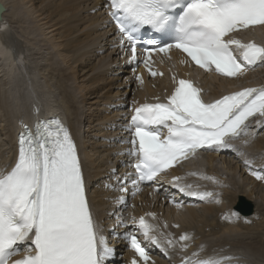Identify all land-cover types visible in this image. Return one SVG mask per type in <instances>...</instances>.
<instances>
[{"label":"bare ground","instance_id":"1","mask_svg":"<svg viewBox=\"0 0 264 264\" xmlns=\"http://www.w3.org/2000/svg\"><path fill=\"white\" fill-rule=\"evenodd\" d=\"M0 3L5 8L0 20V171L10 170L14 163L16 118L28 100L38 98L48 112L64 116L80 145L89 206L113 250L105 264H132L133 259L142 264L138 256L122 248L121 238L128 231L135 232L146 246L148 264L224 257L231 258L224 264H264V180L251 174L264 175V120H250V135L232 141V148L202 149L152 186L136 191L131 180L124 179L135 173L127 165L131 147L127 141L132 137L126 131L135 107L167 101L176 87L173 78L190 81L194 71L209 99L240 84L264 86V67L229 78L214 70H194L181 62L185 61L182 56L171 54L168 61L161 60L159 68L152 66L163 74L153 77L142 60L139 69H132L125 59L127 42L121 43L107 18V0ZM247 38L264 42V29L256 28ZM245 160L251 164L246 165ZM174 177L180 180L174 183ZM124 183L128 191L121 193L118 187ZM192 192H212L220 203L213 197L190 195ZM120 196L128 198L126 203L117 202ZM239 196L253 203L255 214L253 210L244 217L234 211ZM140 217L156 227L154 235L159 237L162 232L176 242L167 255L140 236L138 224H132ZM109 228L114 229L111 237ZM184 234L191 239L179 241ZM182 243L187 244L186 250H181Z\"/></svg>","mask_w":264,"mask_h":264},{"label":"snow or ice","instance_id":"2","mask_svg":"<svg viewBox=\"0 0 264 264\" xmlns=\"http://www.w3.org/2000/svg\"><path fill=\"white\" fill-rule=\"evenodd\" d=\"M106 7L121 43L126 40L130 45V61L137 60L141 41L135 34L142 29L173 41L164 46L156 40L146 42L155 46L143 49L144 67L153 77L163 75L152 69L153 52L167 54L173 48L205 72L214 70L229 78L264 67V46L243 43L233 35L264 29V0H107ZM233 48L239 50V57ZM136 79L143 84L142 77ZM173 79L176 87L167 101L135 107L126 128L132 137L127 142L131 145L128 155L135 158L131 183L136 191L141 182L156 180L200 149L232 148V141L250 135V120H264V86L205 102L201 89L191 81ZM245 164L251 162L245 160ZM251 174L264 180V175ZM179 180L174 177L173 182ZM118 191L127 192V184H121ZM189 194L213 197L220 203L212 192ZM117 202L126 203L123 196ZM148 215L155 219V214ZM132 224H138L144 241L165 255L176 243L162 232L159 237L154 235L156 227L144 217L133 219ZM122 238L143 264H148L149 252L137 234L128 231ZM190 239L187 234L179 237L181 242ZM186 249L187 244L182 243L181 250ZM112 255L90 209L70 131L56 118L37 122L34 130L22 125L16 162L10 170L0 171V264H105ZM229 259H185L182 264H224ZM132 264H138L137 260Z\"/></svg>","mask_w":264,"mask_h":264},{"label":"rangeland","instance_id":"3","mask_svg":"<svg viewBox=\"0 0 264 264\" xmlns=\"http://www.w3.org/2000/svg\"><path fill=\"white\" fill-rule=\"evenodd\" d=\"M116 73H117V71H116ZM117 173H119V172H117ZM115 175V174H114ZM242 198H244V201H242L241 199ZM249 204H251L252 205V207H253V214H255L256 213V208H255V206L253 205V203L251 202V201H249L246 197H244V196H239V198L236 200V202H235V204H234V211H236V212H238L239 213V211H240V214L242 215V216H244V214H242L241 212H244V210H245V208H248L249 207ZM241 205V207L243 206L244 208V210L242 211V210H239L238 209V207ZM252 214V215H253ZM249 216V215H248ZM248 216H244V217H248ZM115 217V214L113 215V218Z\"/></svg>","mask_w":264,"mask_h":264},{"label":"water","instance_id":"4","mask_svg":"<svg viewBox=\"0 0 264 264\" xmlns=\"http://www.w3.org/2000/svg\"><path fill=\"white\" fill-rule=\"evenodd\" d=\"M4 11H5V8L3 7V5L0 3V20H1V17H2V14L4 13ZM242 201H244V198H242L241 199ZM244 207L242 206L241 207V205L238 207V209L239 210H244L243 209ZM252 211H253V207H252V205L251 204H249V207L248 208H245V210H244V212H242V214H244L245 216L248 214H251L252 213Z\"/></svg>","mask_w":264,"mask_h":264}]
</instances>
